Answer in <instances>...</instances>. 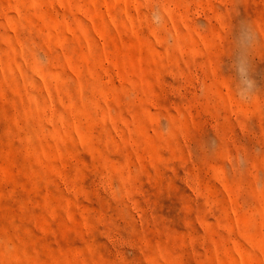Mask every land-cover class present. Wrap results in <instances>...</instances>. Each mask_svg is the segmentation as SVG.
<instances>
[{"label":"rangeland","instance_id":"rangeland-1","mask_svg":"<svg viewBox=\"0 0 264 264\" xmlns=\"http://www.w3.org/2000/svg\"><path fill=\"white\" fill-rule=\"evenodd\" d=\"M0 264H264V0H0Z\"/></svg>","mask_w":264,"mask_h":264},{"label":"clouds","instance_id":"clouds-1","mask_svg":"<svg viewBox=\"0 0 264 264\" xmlns=\"http://www.w3.org/2000/svg\"><path fill=\"white\" fill-rule=\"evenodd\" d=\"M150 23L158 30L163 31L166 25V16L159 5H153L149 13ZM256 33L247 21L241 20L233 33L235 46L234 59L231 66L235 94L241 103H251L258 95V88L253 76L251 49L256 42ZM243 166L244 160L240 161Z\"/></svg>","mask_w":264,"mask_h":264}]
</instances>
